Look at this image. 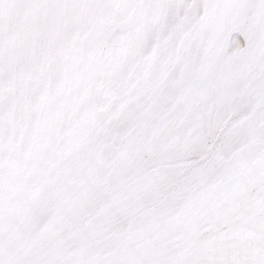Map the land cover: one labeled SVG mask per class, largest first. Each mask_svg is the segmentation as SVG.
<instances>
[{
  "label": "snow or ice",
  "instance_id": "6c2138e0",
  "mask_svg": "<svg viewBox=\"0 0 264 264\" xmlns=\"http://www.w3.org/2000/svg\"><path fill=\"white\" fill-rule=\"evenodd\" d=\"M0 264H264V0H0Z\"/></svg>",
  "mask_w": 264,
  "mask_h": 264
}]
</instances>
